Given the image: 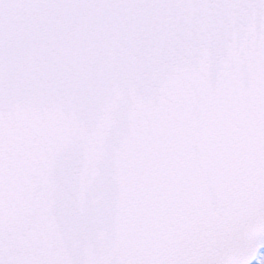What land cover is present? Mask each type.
Wrapping results in <instances>:
<instances>
[{"label":"snow or ice","instance_id":"6c2138e0","mask_svg":"<svg viewBox=\"0 0 264 264\" xmlns=\"http://www.w3.org/2000/svg\"><path fill=\"white\" fill-rule=\"evenodd\" d=\"M0 264H264V0H0Z\"/></svg>","mask_w":264,"mask_h":264}]
</instances>
